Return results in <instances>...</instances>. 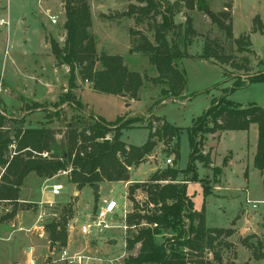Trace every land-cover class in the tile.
Segmentation results:
<instances>
[{
	"label": "rangeland",
	"instance_id": "1",
	"mask_svg": "<svg viewBox=\"0 0 264 264\" xmlns=\"http://www.w3.org/2000/svg\"><path fill=\"white\" fill-rule=\"evenodd\" d=\"M2 1L6 3L7 0ZM44 1L42 7L39 0H25V6L29 7L30 13L33 9L34 15L29 12L28 16H25L24 12L12 14L9 17L11 23L9 31L6 27L0 26V76L2 75L4 81L12 87L20 90L24 96L9 90L7 95L10 98L5 97L6 87L3 83L0 117L6 119L5 126L11 125L12 119L25 118L27 127H39L45 120L44 111L54 110L51 106L58 102L62 88L69 87V70L66 67L59 70L55 68L54 58L45 38L47 30L61 45L64 44L66 32L63 6L60 7V0ZM166 1L175 3L178 0ZM206 1L214 13H221L229 7L233 17L235 38L244 34L250 35L252 53H239L235 47L229 49L227 43L228 54L232 55L234 62L241 64L247 61L249 72L238 70L232 64L217 66L201 60L184 59L180 62V67L187 78L185 96L174 102L166 101L157 105V101L161 100V90L152 82V78L156 75L148 58L142 54L130 53L133 47V31H142L152 41L154 40L150 26L152 22L138 24L136 16L127 14L132 7H140L144 4L139 0H89L92 15L90 31L97 38L98 51L123 56L130 70L138 71L144 76L145 87L140 91L138 100H131L95 92L90 88L89 83L83 84L77 77L79 89L75 92L85 108L80 116L75 109L66 107L63 118L50 122V127L57 133V139L63 138L66 126L73 116L86 122H91L89 119L91 117H102L108 122H114L122 117L124 121L120 123L139 121L123 130L122 141L128 145L141 146L148 139L147 127L152 123L153 127L157 128L159 123L156 117H161L173 126L183 129L179 141L181 159L177 168L185 171L191 155L187 129L193 125L194 120L202 116L214 100L221 98L225 89L232 87L236 77L246 78L264 72V34L252 33L253 20L256 16L260 18L259 26L264 27V0ZM51 15L58 17L57 25L51 23L49 18ZM186 16L193 18L197 32L193 45L187 50L189 55H200L206 40L225 42L224 33L202 12L184 8L175 17L176 24H184ZM1 18H8L6 8L0 12V20ZM156 20L160 21V17ZM5 51L6 59H4ZM2 96L7 103L3 108ZM25 97L40 102L39 106L42 109L37 108L33 101ZM229 98L243 106L256 103L264 109V84H251L245 89L234 92ZM31 112L33 113L26 117ZM211 127L212 125L208 124L207 129H204L198 137L196 160L192 171L185 178L187 181L183 184L188 187V196L193 201L194 208L197 211L205 209L208 228L233 231V235L228 239L232 246L223 253L225 263L236 260L237 263L250 261V264H264V259L260 261L252 259V251L242 244L247 238H250L249 244L254 246L258 241L264 243V205L260 204L255 210L246 200L247 193L253 202L264 200V172H259L254 165L258 127L252 125L249 131L224 133H213L208 130ZM165 149L160 143L148 160L132 170L130 185L103 183L99 193L91 187L78 190L69 183L67 174H59L51 181L38 180L36 175L31 174L25 181L22 198L29 202H38L42 198L45 199L42 195L44 187L51 188L53 185H62L61 194L43 205L31 203L29 207L28 204L21 202L18 204L20 210L14 217L10 216L13 211L12 204L0 205V264H12L15 260L20 264L24 263L25 251H28L29 246H35L37 251L48 254L49 250L46 246L50 245V241L46 230L45 238L41 239L36 234L38 229L32 232L28 230H32L34 226L45 227L54 219H58L68 205H73L74 208L73 219L68 225L69 241L66 248L70 249L69 254L81 253L94 259L89 264H113L116 259H120L122 264H125L126 259L136 256L139 250V245L133 251L126 250L127 239L132 233L137 232V227L127 230L116 228L103 232L93 230L88 236L81 235L79 228L91 223V217L96 215L104 199H114L119 203L118 222H111L108 219V222L116 227L126 224L123 220L126 203L128 215L134 212L135 206H146L148 196L144 190L138 189L131 194L130 189L136 184L148 181L158 169L168 166L166 160L174 157L168 155ZM174 163L173 161L171 167L175 165ZM49 192L51 190L46 193V197L51 196ZM19 214L15 228H22L25 231L17 234L13 240L7 241L10 231L4 232L1 229L12 226V222ZM40 216L41 221H39ZM141 226L147 227L144 223ZM187 228L188 223L185 221L184 229ZM178 231V228L161 230L156 237L157 243L173 241L177 238ZM20 236H23L22 245L19 244ZM70 237L75 242L72 243L71 248H69ZM50 249L51 252L54 251L51 245ZM55 249L58 257L60 250L57 247Z\"/></svg>",
	"mask_w": 264,
	"mask_h": 264
},
{
	"label": "trees",
	"instance_id": "2",
	"mask_svg": "<svg viewBox=\"0 0 264 264\" xmlns=\"http://www.w3.org/2000/svg\"><path fill=\"white\" fill-rule=\"evenodd\" d=\"M139 0L140 7H132L128 16H136V22H152V41L142 31H133L132 54L146 56L155 77L154 85L161 90V100L176 101L185 96L187 78L180 62L184 59L201 60L213 65L232 64L234 68L249 72L248 62L238 64L228 54L234 47L239 53H252L250 35L235 38L233 17L229 7L221 13H214L206 0ZM65 13L64 29L66 39L63 45L51 40L52 54L59 65H66L70 73L69 87L60 95L58 102L44 111L45 120L37 128L26 126V119H12L9 126L0 117V204H12L14 217L20 209L18 204L26 179L34 174L51 180L59 174H67L69 183L78 190L85 187H99L103 183H130L131 172L139 167L154 153L160 143L165 152L174 157V166L155 171L148 181L136 184L130 189H142L148 196L146 206H135L134 212L127 216L126 224L137 227L127 239L126 250L133 251L139 245L136 256H130L125 264H250V261L237 263L236 260L224 262L223 253L231 248L228 239L233 235L231 229L208 228L205 209L197 211L188 196V187L183 184L192 171L197 155V142L200 133L208 130L215 133L228 131H248L252 125L258 126V143L254 157L257 170L264 172V109L256 103L243 106L230 100L229 96L251 84L263 83L264 72L246 78L236 77L232 87L224 90V95L214 100L211 107L187 129L191 155L185 171L177 168L181 159L180 136L183 129L173 126L165 119L156 117L157 128L151 123L147 141L141 146L128 145L122 141V132L128 123L118 118L108 122L102 117H91L86 122L73 116L66 126L61 140L50 122L63 118L65 108L75 109L82 115L84 104L78 98L77 77L82 83H89L95 92L138 100L140 91L145 87V78L138 71H132L120 55L99 52L97 38L90 31L92 15L89 0H62ZM202 12L224 33L225 42L206 40L202 53L191 56L188 48L193 45L197 32L193 18L186 16L184 24H176L175 17L182 9ZM160 17V21H157ZM259 16L253 20L252 33L264 34L259 26ZM227 43L229 49H227ZM24 100V99H23ZM40 108L39 103H33ZM42 109V108H40ZM38 109V110H40ZM35 109L34 111H36ZM48 156L44 157L43 154ZM264 189V183H263ZM205 197L207 193L204 191ZM133 201V199H131ZM31 207V203H27ZM73 205H68L58 219L45 226L52 248L60 251L67 247L69 222L73 219ZM188 228L184 229V222ZM147 227H142V224ZM153 226H156L153 228ZM178 228L177 238L157 243L156 237L161 230ZM242 244L252 251V259H264V243Z\"/></svg>",
	"mask_w": 264,
	"mask_h": 264
},
{
	"label": "built area",
	"instance_id": "3",
	"mask_svg": "<svg viewBox=\"0 0 264 264\" xmlns=\"http://www.w3.org/2000/svg\"><path fill=\"white\" fill-rule=\"evenodd\" d=\"M50 21L52 24L57 25L58 24V17L55 15H51L49 16ZM0 26H6L9 27L10 26V21L7 19H1L0 20ZM7 55V52L5 53ZM3 91V79L2 77H0V96L2 94ZM44 157H47L48 154L44 153L43 154ZM174 159L172 158H168L166 160V164L168 166H172ZM129 183H127L126 186H128ZM49 187H46L45 189H47ZM51 193L53 196H60L61 191H62V185H53L50 188ZM127 194V193H126ZM247 204H252V208L253 209H258V206L260 204L264 205V200L263 201H258V202H253L250 200L249 198V194L247 193ZM118 209V203L114 200V199H104L103 200V204L99 207L96 215H94L93 217H91V223L90 224H86V225H82L79 228V233L83 236H88L93 230H96L97 232H103L105 230H110V229H116V228H122L124 230H127L128 228H136V226H132L129 227L127 224H122L120 227H116L113 224H110L111 222H118L119 218L116 214ZM128 216V212L126 210V204H125V208H124V214H123V220L126 221V218ZM41 216H40V220L41 221ZM108 219L111 220V222H108ZM38 221V222H39ZM38 229H40L41 231V237L45 235V227L40 226L38 227ZM55 248L54 251L51 252V254L44 260V262L42 264H89V262L91 260H94L88 256H85L81 253H77L74 255H70L69 254V250L68 248H63L60 252H59V256L56 257V253H55ZM28 254L32 257V260H30L27 264H38L35 260H34V251L32 248H30ZM113 264H122L120 259H116Z\"/></svg>",
	"mask_w": 264,
	"mask_h": 264
},
{
	"label": "crops",
	"instance_id": "4",
	"mask_svg": "<svg viewBox=\"0 0 264 264\" xmlns=\"http://www.w3.org/2000/svg\"><path fill=\"white\" fill-rule=\"evenodd\" d=\"M24 1L25 0H13V1H11V0H7L6 1V3H4L2 0H0V12H1V10H3V9H5L6 8V15H7V17L8 18H6L5 20H9V17L10 16H12V14H20V13H26V15L25 16H28V12L30 13V11H29V7H27V5L25 6V4H24ZM45 1L44 0H39V3H40V6H44V3ZM60 7H62V2H61V0H60ZM31 15H34V10L32 9L31 10V13H30ZM1 19H4V18H1ZM2 27V26H1ZM3 27H6V26H3ZM11 27V23H10V26L9 27H6L7 29H8V31H9V28ZM65 30V29H64ZM45 38H46V42H47V44L49 43V48H50V52H51V55L53 56V54H52V49H51V44H50V41L51 40H55V41H57L55 38L56 37H54L50 32H48L47 30H46V32H45ZM59 42V41H58ZM6 52V51H5ZM5 52H4V59H6L7 57H6V54H5ZM53 58H54V63H55V68L56 69H61L62 67H66L67 68V70H69L68 69V67L66 66V65H59L58 63H57V61H56V59H55V57L53 56ZM2 74V73H1ZM2 76V75H1ZM0 76V77H1ZM2 79H3V77H2ZM3 83H4V85H5V87H6V96L5 97H8V98H10V96H8L7 95V91H9V90H12V91H16V92H18L19 94H21L22 95V93L20 92V90H18L17 88H14V87H12L9 83H7L6 81H4V79H3ZM68 87H64V88H62V92H61V94L67 89ZM80 93V92H79ZM23 96V95H22ZM24 97V96H23ZM1 98H3V104H2V108L5 106V105H7V103H6V101H5V99H4V97L2 96ZM27 100H30V101H33V102H35V103H39V104H41L40 102H37V101H34V100H31L30 98H27V97H25ZM34 112H36V111H34ZM38 112V111H37ZM33 112H31V113H29L26 117H28L30 114H32ZM255 125V124H254ZM258 127V126H257ZM251 128V127H250ZM250 130V129H249ZM248 130V131H249ZM257 149V148H256ZM255 154H256V152H255ZM254 157H255V155H254ZM259 171V170H258ZM260 172V171H259ZM37 177V176H36ZM38 178V180H42L41 178H39V177H37ZM245 179H246V182H248V180H247V178L245 177ZM53 180V179H52ZM46 181V180H45ZM47 181H51V180H47ZM44 182V181H43ZM45 183V182H44ZM132 183V181L129 183V185ZM263 183H264V181H263ZM26 184V183H25ZM25 184H24V186L22 187V191H21V195H20V200H19V203H21V202H23V203H34V204H39V205H43V204H45L46 202H48V201H51L52 200V198H54V197H58V196H53L52 195V193L51 192H49V194L51 195V196H47L46 197V193H48V191L50 190V188H47V189H45L47 186H45L44 187V190H43V192H42V195H43V197L45 196V199H41L40 201H38V202H29L28 200H26L25 198H22L23 197V190H24V187H25ZM123 184H126L127 185V183H123ZM99 188V190H98V193L100 192V188H101V185L98 187ZM263 192H264V189H263ZM77 193V192H76ZM22 196V197H21ZM0 205H4V204H0ZM126 207H127V203H126ZM119 209H120V206H119V203H118V209H117V212H116V214H117V216H118V218H119V215H118V211H119ZM20 217V214L19 215H17L16 216V219L12 222V226H5V227H3L1 230L2 231H6V232H8V231H10L9 232V235H8V237H7V241H9V240H13L14 238H15V236L17 235V234H21L22 232H24L25 230L24 229H22V228H19V229H16L15 227H16V222L18 221V218ZM93 217V216H92ZM18 225H19V223H18ZM38 229V226H34L33 227V229L32 230H28V231H33V230H37ZM35 233V232H34ZM37 234V237L38 238H45L44 236H40L41 235V231H40V229H38V233H36ZM23 236H20V240H19V244L20 245H22L21 243V238H22ZM72 237H70V243H69V248H71V246H72V243H74L75 244V242H74V240L72 241ZM68 241H69V238H68ZM30 248H32L33 249V251H34V260L38 263V264H42V262H44V260L51 254V249H50V245H48V246H46V249L47 250H49V253L48 254H42V251H37L36 250V248H35V246H29V248H27L28 249V251L26 250L25 251V256H26V259H25V262L24 263H22V264H27L30 260H32V257L28 254V252H29V250H30ZM70 250V249H69ZM42 254V255H41ZM40 261H42L41 263H40ZM17 263H19L20 264V262H18L17 260H15L12 264H17Z\"/></svg>",
	"mask_w": 264,
	"mask_h": 264
},
{
	"label": "water",
	"instance_id": "5",
	"mask_svg": "<svg viewBox=\"0 0 264 264\" xmlns=\"http://www.w3.org/2000/svg\"><path fill=\"white\" fill-rule=\"evenodd\" d=\"M98 190H99V188H98V187H95V191H96V193H98Z\"/></svg>",
	"mask_w": 264,
	"mask_h": 264
}]
</instances>
